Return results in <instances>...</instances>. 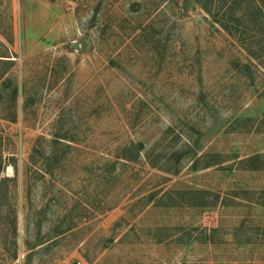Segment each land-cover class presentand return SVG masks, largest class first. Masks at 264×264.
<instances>
[{
  "label": "rangeland",
  "instance_id": "rangeland-1",
  "mask_svg": "<svg viewBox=\"0 0 264 264\" xmlns=\"http://www.w3.org/2000/svg\"><path fill=\"white\" fill-rule=\"evenodd\" d=\"M218 19L0 0V264H264V21Z\"/></svg>",
  "mask_w": 264,
  "mask_h": 264
},
{
  "label": "trees",
  "instance_id": "trees-1",
  "mask_svg": "<svg viewBox=\"0 0 264 264\" xmlns=\"http://www.w3.org/2000/svg\"><path fill=\"white\" fill-rule=\"evenodd\" d=\"M199 5L213 17H219L221 20H217V23L226 31L239 36H248L252 41L258 42L257 36L250 35L249 32L257 30V28L264 21V1L261 0H195ZM250 13V15H249ZM264 48L259 49L263 51ZM258 50V49H257ZM252 49L250 51L256 60L262 61L264 54H259ZM144 150V146L141 144L137 150L140 155V151ZM44 158V156H43ZM127 161H131L128 156H124ZM148 161L155 167V163L151 160V155L147 156ZM134 159V158H133ZM250 162H257V157L248 159ZM2 163L0 160V199L4 194V189L8 188L7 182L12 181L11 178H1ZM65 232H62L64 234ZM61 234V235H62Z\"/></svg>",
  "mask_w": 264,
  "mask_h": 264
}]
</instances>
